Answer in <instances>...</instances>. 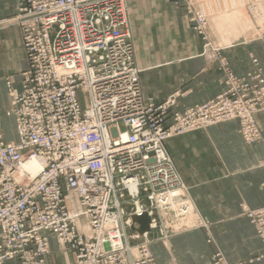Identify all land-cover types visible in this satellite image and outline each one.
Wrapping results in <instances>:
<instances>
[{"label":"built area","instance_id":"obj_1","mask_svg":"<svg viewBox=\"0 0 264 264\" xmlns=\"http://www.w3.org/2000/svg\"><path fill=\"white\" fill-rule=\"evenodd\" d=\"M187 14L204 51L218 52L201 11ZM9 21L27 68L19 90L7 82L17 141L0 129V264H46L50 237L71 264H155L150 232L166 239L192 204L164 141L234 120L253 142L256 89L228 73L229 87L181 111H172L177 93L145 99L126 0H18ZM257 86L264 96L263 78ZM142 215L139 234L132 217ZM249 217L264 225V207Z\"/></svg>","mask_w":264,"mask_h":264},{"label":"crops","instance_id":"obj_2","mask_svg":"<svg viewBox=\"0 0 264 264\" xmlns=\"http://www.w3.org/2000/svg\"><path fill=\"white\" fill-rule=\"evenodd\" d=\"M15 7L16 0H0V18L13 17ZM126 10L145 99L159 102L177 92L172 111H181L220 93L222 76L216 64L202 56V37L171 0H128ZM223 52L238 75L251 67L252 56L264 72V39L233 44ZM26 68L21 31L9 24L0 29V126L6 140L16 139L6 81L11 79L19 90ZM256 120L261 138L250 145L242 141L234 120L164 141L194 213L208 221V231L196 226L162 241L151 231L149 247L156 264H210L217 252L233 263L264 251L242 215L244 208L264 205V112ZM49 242L51 247L56 243L53 237ZM67 254L72 261L73 255ZM253 264H264V257Z\"/></svg>","mask_w":264,"mask_h":264},{"label":"rangeland","instance_id":"obj_3","mask_svg":"<svg viewBox=\"0 0 264 264\" xmlns=\"http://www.w3.org/2000/svg\"><path fill=\"white\" fill-rule=\"evenodd\" d=\"M17 1L18 0H16L15 13L17 10ZM171 2L174 5V7L181 9L183 11V15L186 21L188 22L190 27L195 32L196 30L194 28V24L190 20V17L187 14V7L190 6L193 9L194 8L198 9L204 15L205 20H206V33L208 37L207 39L211 43L212 46H217L219 47L220 50L218 52H212L210 50L204 51V46L206 44V41L202 39L203 40L202 41L203 50L201 54L203 57L206 58L207 61L216 64L217 69L222 76L223 87L220 93L224 91L230 85L228 73H232L233 76H235L236 78L247 80L248 83L253 85L254 88L256 89L257 91L256 94L249 95V97L247 98V102H248L249 107L253 105V107L256 109V112L253 114L252 118L254 121L255 128L258 130V133H259L258 138L254 140L253 142H247L243 138L242 134L240 133L239 129H241V125L239 124L238 121L237 122H238L239 135L242 141L246 145H250L258 141L261 138V128H260L259 123L256 120V115L258 113L264 112V96L260 95L261 93L259 92V89L261 87L257 86V81L259 80V78L264 79V72L262 70V67L260 66L258 58L255 56H252L251 57V67L247 69L244 74L238 75L233 70L232 66L230 65L223 51L225 48L230 47L233 44H237L240 42H252V41L264 39V0H171ZM127 3H128V0H126V9H127ZM11 18L12 17L0 18V29L9 24H13L9 21V19ZM138 70L140 72V69ZM8 81L12 84L11 79H8L6 81V84ZM263 94H264V90H263ZM7 95L9 98L8 88H7ZM146 99L151 100L148 98ZM165 99L166 97L163 100L156 102V103L163 102ZM9 103H10V98H9ZM0 129H1V126H0ZM15 134H16V127H15ZM15 136H16L15 140H6L5 138L4 139L9 142H15L17 141V134ZM174 167L176 169L175 164H174ZM176 172L179 175L177 169H176ZM262 207H264V205L255 207V208H244L242 215L245 216L247 220L249 221V223L252 225L255 231V235L262 243L263 249H264V233H262V231L264 230L262 231L260 230V229H264V225L254 224L249 217V212L253 210H257ZM196 226L203 227L206 231H208V221L200 219L194 212L191 214H187L184 217H181L179 219H175L169 225L170 233L166 237V239H168L173 234H176L180 231H183L185 229H189L192 227H196ZM133 228L134 229L131 228V230L136 231L135 229L137 228L135 227ZM152 231L155 233V237L157 239L161 241L166 240V239L160 238L162 236L160 232L158 231V229L152 230ZM128 232H131V231L128 230ZM150 235H151V232H150ZM150 235H149V239L151 241ZM55 242L56 243L52 247L49 242L50 251H49V254L46 256V264H71L73 261L68 260L67 258L68 254L64 253V251L61 249V247L59 246L56 240ZM217 253L221 256L220 257L221 261L213 257L210 264H214L215 261H219V264H253L254 262L260 261L264 257V251H263L262 253H256L255 255H252L245 260H239V261L230 263L223 258L220 252H217ZM154 263L156 264V261ZM5 264H17V263L13 261H8ZM27 264H35V263L31 262Z\"/></svg>","mask_w":264,"mask_h":264},{"label":"water","instance_id":"obj_4","mask_svg":"<svg viewBox=\"0 0 264 264\" xmlns=\"http://www.w3.org/2000/svg\"><path fill=\"white\" fill-rule=\"evenodd\" d=\"M132 221L134 223L138 224V228L135 229L139 234H141L142 232L146 231L148 229V218L145 215L142 216H133L132 217ZM132 229H134L132 227Z\"/></svg>","mask_w":264,"mask_h":264},{"label":"bare ground","instance_id":"obj_5","mask_svg":"<svg viewBox=\"0 0 264 264\" xmlns=\"http://www.w3.org/2000/svg\"><path fill=\"white\" fill-rule=\"evenodd\" d=\"M28 167H30V168H34V167H36V165L34 164V163H29L28 164ZM183 182V181H182ZM194 212V209H193V204H190V208L188 209V214H191V213H193Z\"/></svg>","mask_w":264,"mask_h":264}]
</instances>
